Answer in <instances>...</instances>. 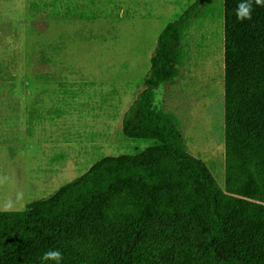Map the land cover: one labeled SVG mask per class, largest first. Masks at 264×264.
Returning <instances> with one entry per match:
<instances>
[{
    "label": "trees",
    "instance_id": "obj_1",
    "mask_svg": "<svg viewBox=\"0 0 264 264\" xmlns=\"http://www.w3.org/2000/svg\"><path fill=\"white\" fill-rule=\"evenodd\" d=\"M208 1L162 29L122 117L125 138L155 144L105 156L24 210L0 211V264H42L50 249L61 264H264V7L239 22L240 0H223V189L154 104L179 75L182 27Z\"/></svg>",
    "mask_w": 264,
    "mask_h": 264
},
{
    "label": "crops",
    "instance_id": "obj_2",
    "mask_svg": "<svg viewBox=\"0 0 264 264\" xmlns=\"http://www.w3.org/2000/svg\"><path fill=\"white\" fill-rule=\"evenodd\" d=\"M137 1L25 0L20 5L0 4L2 5L0 7V44H7L8 20L24 19V15L9 18V13L32 12L30 23L32 49L30 52H23L21 59L112 60L116 62L102 66H98V62H89L84 64L85 68L75 67L76 74L82 75L81 72L85 69L90 71V75L80 78L78 76L74 81L72 79L73 82L66 75L72 71L64 74L63 68L56 69L54 72L53 69L38 66L37 68L32 66L31 69L22 68V75H25V71L29 73L30 70L32 77L30 82L23 80L21 84H17L15 99L0 100V205H5L6 201H12L14 205L25 204L34 196L49 193L60 188L64 182L73 180L78 173L91 165L94 153H101L103 157L111 155V151L104 152L102 146L97 144L98 137H92L94 133L91 132L89 136L88 128L79 127V121H84L87 115L79 109L83 106L77 105H81L82 102L83 105L88 104V91L83 89L84 84L96 87L111 85L110 88L105 86L104 91L101 88L97 90L96 87L92 90L91 108H126L130 97L137 91L131 84L133 80L116 69L119 61L126 59L125 48L120 45L130 42L125 29L127 31L132 29L137 22L155 32L161 26L160 15L151 16L149 12V0H139L143 2V5L138 4ZM172 2H169L170 6L173 5ZM20 26V33L23 34L24 28L28 26L23 23ZM73 33L78 36V42H90L93 46L89 49L92 50L87 51L85 55L56 53L57 44L67 41ZM152 43L153 41L150 50ZM103 67L107 68L108 73L103 70ZM119 72L122 73V78ZM69 81L71 83H68ZM73 84L76 85L73 86ZM3 87L0 85V89ZM106 89L111 91L107 93ZM110 94L112 95L108 96ZM124 111L120 114L121 116L119 115L120 117H118L119 112L115 114V117L119 119L118 130L114 134L112 132L106 134L105 140L111 147L122 139L120 134H122L121 121ZM102 112H100L101 115H103ZM73 123L76 124L75 127ZM72 128H75L74 132ZM90 138L95 141L91 142ZM151 142L152 145L155 144L154 141ZM17 147L26 153H28L27 150H31L28 153L29 157L42 159L44 165L36 163L28 169L25 157L21 166L8 167L11 161L9 155ZM45 165L46 168H36L45 167ZM72 167L75 168L72 170ZM27 170L29 176H24ZM4 209L0 208V211H6Z\"/></svg>",
    "mask_w": 264,
    "mask_h": 264
},
{
    "label": "rangeland",
    "instance_id": "obj_3",
    "mask_svg": "<svg viewBox=\"0 0 264 264\" xmlns=\"http://www.w3.org/2000/svg\"><path fill=\"white\" fill-rule=\"evenodd\" d=\"M24 1L25 0H11L4 2L0 0V4L5 3L10 6L15 4L20 5ZM195 1L196 0H173L172 2V0H149L148 5L151 16L155 14L160 15L159 23L161 26L158 31H150L140 22H137L135 26L128 31L125 29V34L128 36L130 42L120 45L125 48L124 56L126 59L120 60L116 69L125 73L126 76L133 80L131 84L134 89H137V91L142 89L143 80L150 68V58L155 49L158 35L162 29L168 23L177 20ZM169 2H172L173 5L170 6ZM137 3L143 5V2L139 0ZM1 6L2 5H0V7ZM20 15H24V19L21 21L16 18L8 20L7 44H0V85L4 86L0 89V100L15 99L17 84H21L23 80L25 82H30L32 78L30 76V70L29 73L25 71V75H22V68L31 69L32 66L36 68L38 66L39 68L53 69V72L56 69L63 68L64 74L68 71H72L68 72L66 75H68L71 81L72 79L74 81L78 76L80 78L90 75V71H86L85 69L81 72L83 76L76 74L75 67L83 66V68H85L86 65L84 64L89 62H98V66L107 65V63H116L112 60L41 59L33 61L31 59H21L20 57L23 52H30L32 49L30 41L32 12H10L9 18ZM21 23L28 26L24 28L23 34L20 33ZM223 28V0H209L197 9L195 16L187 22L181 30L178 63L179 75L174 80L173 84L160 87L156 90L154 101L157 107L164 108V111L178 124L182 134L183 144L188 152L208 167L221 189L224 188L225 181ZM77 39L78 36L73 33V35L69 36L67 41L57 44L55 52L80 53V55H85L87 51L92 50L89 49L93 46L90 42H78ZM152 41V49L150 50ZM103 70L106 72L108 71L106 67H103ZM75 75L77 76L75 77ZM119 75L121 76L120 78H122V73ZM71 81L68 83H71ZM75 85L73 84V86ZM105 86L110 88L111 85H102L101 87L99 85L97 87L92 86L91 84L83 85V89L88 91V104L86 106L83 105L82 102L81 105L78 104L77 106H83L79 107V109L87 116L84 121H79V127L82 129L85 127L88 128L87 132L89 136L91 132L94 133L92 137H98L97 144L102 146L104 152L111 151L110 156L134 154L135 152L143 151L152 146L150 140L126 139L122 134H120L122 139L118 140L115 146L111 147V145H108V141L105 140L107 132H112L114 134L118 130V117L121 116L120 114L124 110L126 111L128 109L132 102L133 95L137 91L130 97L126 108L105 107L99 109L92 107V109L91 106L93 104L90 101L92 90L96 87L97 90L101 88L104 91ZM106 91L108 93L111 89H106ZM111 95L112 94L108 96ZM101 111H103V115H101ZM117 113L118 117H115ZM101 116L102 118H100ZM75 126L76 124L73 123V127ZM72 131L74 132L75 128H72ZM100 138H103V140H100ZM94 141L95 140L91 139V142ZM30 151L31 150H27L28 153ZM28 153L25 151L22 152L18 147L14 149L9 155V160L11 161L8 167H14L16 165H18V167L21 166L22 160L25 157L27 158L28 169L33 167L36 163L44 165L42 159H32L29 157ZM93 155L91 165L103 157L101 153H94ZM89 167H87V169ZM36 168H46V165L45 167ZM74 168L75 167H72V170ZM87 169L78 173L74 178L86 172ZM24 176H29L28 170L24 172ZM55 190L57 189L44 195L41 193L38 196H34L33 199L29 200L27 203L14 205L10 210H23L33 200L45 198ZM0 208H4V205H0Z\"/></svg>",
    "mask_w": 264,
    "mask_h": 264
},
{
    "label": "clouds",
    "instance_id": "obj_4",
    "mask_svg": "<svg viewBox=\"0 0 264 264\" xmlns=\"http://www.w3.org/2000/svg\"><path fill=\"white\" fill-rule=\"evenodd\" d=\"M254 5L258 7H264V0H240V3L237 4L235 9V16L237 21L243 22L245 20L252 19V12L254 10ZM14 207L12 201H6L4 208L5 210H10ZM63 260V254L60 250H48L43 253L41 257L42 264L47 261H55L56 264H61Z\"/></svg>",
    "mask_w": 264,
    "mask_h": 264
}]
</instances>
